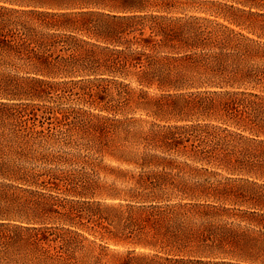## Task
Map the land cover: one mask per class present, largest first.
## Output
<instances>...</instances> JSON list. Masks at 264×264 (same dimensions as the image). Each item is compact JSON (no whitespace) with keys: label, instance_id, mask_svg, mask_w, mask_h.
Listing matches in <instances>:
<instances>
[{"label":"trees","instance_id":"obj_1","mask_svg":"<svg viewBox=\"0 0 264 264\" xmlns=\"http://www.w3.org/2000/svg\"><path fill=\"white\" fill-rule=\"evenodd\" d=\"M0 264H264V4L0 0Z\"/></svg>","mask_w":264,"mask_h":264},{"label":"rangeland","instance_id":"obj_2","mask_svg":"<svg viewBox=\"0 0 264 264\" xmlns=\"http://www.w3.org/2000/svg\"><path fill=\"white\" fill-rule=\"evenodd\" d=\"M221 2H228V3H232L235 5H244V3H249V4H258V2H261L262 4H264V0L260 1V0H219ZM105 161H108V159H105Z\"/></svg>","mask_w":264,"mask_h":264}]
</instances>
